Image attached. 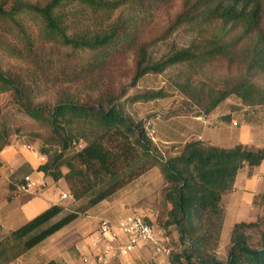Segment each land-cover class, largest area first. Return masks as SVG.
<instances>
[{
	"label": "trees",
	"instance_id": "obj_1",
	"mask_svg": "<svg viewBox=\"0 0 264 264\" xmlns=\"http://www.w3.org/2000/svg\"><path fill=\"white\" fill-rule=\"evenodd\" d=\"M230 1L186 0L185 12L173 29L192 26L200 39L188 49L154 62L139 39L171 0H0V51L31 64H38L48 47L89 51L98 54L95 65L102 67L134 50L137 64L132 86L146 75H161L181 64L205 66L223 60L246 68L247 78L231 90L207 92L188 83L177 86L201 110L202 116L196 117H208L232 96L264 103V89L252 80L264 75V63L259 62L255 45L248 42L254 34L264 43V0H247L241 11L230 6ZM252 5L256 9L249 12ZM125 8L132 15L113 21L116 12ZM80 14L87 18L84 23ZM218 24L221 34L208 37L212 26ZM30 77L33 81L0 67V95L10 93L19 110L47 134L38 137L43 144L40 156L46 159L38 171L56 183L64 181L73 204L79 205L73 210L61 204L52 206L0 239V264L14 263L152 169L164 180L166 211H158L155 224L144 220L153 228L173 229L178 234L181 252L171 254V264H223L217 258L222 197L233 190L241 170L264 162V149H222L193 141L179 156L164 158L144 122L128 116L119 105L126 91L118 95L100 92L84 100L78 94L62 92L54 103H39L37 78L34 74ZM165 97L162 92L146 93L129 102ZM224 119L232 120L231 116ZM9 146L8 126L0 122V153ZM252 230L259 235L255 246L249 242ZM226 264H264V215L256 222L234 226Z\"/></svg>",
	"mask_w": 264,
	"mask_h": 264
},
{
	"label": "rangeland",
	"instance_id": "obj_2",
	"mask_svg": "<svg viewBox=\"0 0 264 264\" xmlns=\"http://www.w3.org/2000/svg\"><path fill=\"white\" fill-rule=\"evenodd\" d=\"M185 2L186 0H171L166 6L162 7L154 18L153 27L139 39V45L147 47L149 57L154 62L188 49L200 39L198 30L192 26H183L178 30L173 29L178 17L185 12ZM246 3L247 0H231L229 2L230 6H236L240 11L246 8ZM255 9L256 6L252 5L248 11L253 12ZM131 15V10L125 8L116 12L113 21L119 17L128 18ZM80 16L82 17H79V19L84 23L87 18L81 14ZM262 16L261 35H264V5ZM90 26L93 27V22L90 23ZM221 32V25L218 24L212 26L209 35H207L213 38L219 36ZM248 42L251 47L255 45L254 50L258 54V60L260 63H264V43L261 41L259 43L258 36L254 34L251 35ZM43 54L42 60L38 64H31L23 59L12 58L0 51V67L5 72L26 77L29 81L32 80L30 76L34 74L39 85V88L35 91L39 103L45 101L54 103L62 92L78 94V97L84 100L88 96L96 97L100 92L107 91L118 95L126 91L127 94L119 102V105L122 106L128 116L138 122H144L145 130L153 143L155 137L162 139L174 138L180 141L188 134L194 135L201 132L200 127L192 117L202 116V112L179 92L177 89L179 84L188 83L207 92L211 90L220 91L231 90L247 78V69L241 65L215 60L205 66L177 65L161 75H146L138 81L136 86H132L137 64V54L134 50L114 58L102 67L95 65L98 54L89 51L74 53L67 49L48 47ZM252 80L264 89V75L255 76ZM158 92H162L166 97L146 103L133 104L129 102V99L138 95ZM227 112L232 114V123L213 122L217 124L216 127L205 129L204 138H210L214 144L220 147L243 146L254 151L263 149L264 103L243 101L236 96H232L213 113L212 119H215L218 114ZM0 122L8 126L10 146L14 144L23 148L22 150L25 152L37 153L39 157H42L40 151L43 144L38 137L39 135L46 137L47 134L19 110L10 93L0 95ZM191 140L197 139L193 137ZM66 172L64 171V173ZM47 182V188L39 190L33 196H42L47 202H55L66 191L65 186L63 183H56L50 179ZM134 187L137 188L131 192V196L126 198L127 200L124 198L125 201L136 203L130 208L133 210L143 209V211L148 212L153 209L157 213L158 211L161 214L165 213L166 206L162 197L165 183L157 169L150 170L136 181L126 185L107 201L115 202L122 194L134 189ZM67 195L69 197L61 200L60 204L68 207L69 210L77 208L79 204H73L69 190ZM98 209L100 208L95 209V212H98ZM92 211L93 209L86 216L80 217L66 227L61 232V236H57L59 238L57 244L64 243L69 247V251L77 263L81 259L77 250L78 230L88 229L91 222H94V219H91L94 218ZM12 212L14 213V210ZM27 214L34 216L33 213ZM124 214L130 216L133 211L127 209ZM100 217L103 218V216ZM13 219L12 217L9 223ZM21 225L22 223L14 225V228L16 229ZM7 235H1L0 233V239L5 238ZM90 235L92 233L87 236ZM258 236V232L253 230L249 241L252 246L258 243ZM40 245L34 248L33 251H36ZM139 248L141 247L134 248L131 254ZM180 252L179 249L178 251L173 250L171 254L175 255ZM128 258H121L118 263L129 262ZM130 263L132 264L131 261Z\"/></svg>",
	"mask_w": 264,
	"mask_h": 264
},
{
	"label": "crops",
	"instance_id": "obj_3",
	"mask_svg": "<svg viewBox=\"0 0 264 264\" xmlns=\"http://www.w3.org/2000/svg\"><path fill=\"white\" fill-rule=\"evenodd\" d=\"M212 116L213 113L208 117H192L194 122L200 127L201 132L194 135L188 134L180 139V141L174 138L162 139L155 137L154 143L158 153L164 158L179 156L183 152L185 145L193 141H201L208 146L216 148H235L236 146L220 147L214 144L210 138H204L205 129L216 127L217 124L213 122L232 123V120L229 122L224 119L227 116L232 117L230 112L218 114L215 119H212ZM193 137H196L197 140H191ZM22 149L23 148L13 144L0 153V161L2 163L0 167L1 235L9 234L11 231L17 229L14 228V225L19 223L24 225L50 207L60 204L61 201V196L58 197L55 202H47L42 196L34 197L33 194L37 193L39 190L27 195L15 196L16 188L24 182L26 177H30L34 181H45L47 186V180L50 179L38 171V168L41 166L39 155L33 152H25ZM58 183L64 184L66 191L62 194H67L68 188L66 184L62 181ZM136 188L137 187H134V189L122 194L121 197L117 198L113 203L110 201L101 203L97 207L100 208L98 212H95L97 208L93 209L92 214L94 218L91 219H94V222H91L88 229L83 231L78 230L77 250L81 258L85 254L98 252L100 250L101 246L95 247L91 240V236L95 235L100 223L105 220L120 223L129 216H125L124 214L127 209H131L133 213H139L151 223L155 224L157 222L158 213L155 210L152 209L150 212L143 211V209L133 210L130 207L136 205V203L125 201ZM221 208L223 211V226L217 257L221 263L226 264L234 226L240 223L256 222L264 215V162L259 167L250 168L247 166L239 172L233 190L222 197ZM13 210L14 213L12 212ZM27 213H33L32 215L34 216H29ZM100 216H103V218ZM12 217L14 219L9 223ZM64 230L65 229L46 240L36 251H30L12 264H46L50 261H56L60 264H82L81 259L78 260L77 263L74 256L70 253L69 247L64 243L57 244L59 240L57 236H61V232ZM154 230L158 237L166 241L171 252H173V250L178 251L179 236L173 229L164 231L154 227ZM252 232L253 230L250 231L249 234L251 235ZM89 233H92V235L87 236ZM167 233H169L168 236H166ZM126 241L127 239L125 237H120L117 241L106 239V242H109L112 246L122 245L126 243ZM170 256L157 257L151 247L141 246V248L130 254L128 258L129 262L125 261L122 264H131L130 261L132 264H153L156 260H158L160 264H171ZM113 264L120 263L116 262Z\"/></svg>",
	"mask_w": 264,
	"mask_h": 264
},
{
	"label": "built area",
	"instance_id": "obj_4",
	"mask_svg": "<svg viewBox=\"0 0 264 264\" xmlns=\"http://www.w3.org/2000/svg\"><path fill=\"white\" fill-rule=\"evenodd\" d=\"M44 164L46 159L39 157ZM47 187L45 181H34L26 177L15 191V196L27 195L36 190H43ZM69 197L63 194L61 200ZM120 237L127 239L126 243L112 246L106 239L117 241ZM95 247L101 246L98 252L88 253L81 258L82 264H113L121 258H128L134 248L138 246L151 247L157 257H169L171 251L163 238L158 237L153 227L148 225L144 217L137 212L126 217L120 223L102 221L97 229V234L91 236ZM153 264H160L158 260Z\"/></svg>",
	"mask_w": 264,
	"mask_h": 264
}]
</instances>
